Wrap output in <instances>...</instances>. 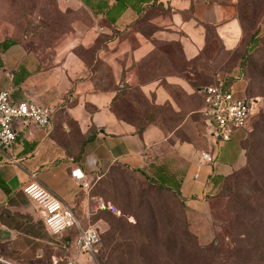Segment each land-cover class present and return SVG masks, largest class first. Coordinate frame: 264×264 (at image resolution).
I'll list each match as a JSON object with an SVG mask.
<instances>
[{
	"label": "crops",
	"instance_id": "0c3cea01",
	"mask_svg": "<svg viewBox=\"0 0 264 264\" xmlns=\"http://www.w3.org/2000/svg\"><path fill=\"white\" fill-rule=\"evenodd\" d=\"M238 1L61 0L60 9L83 10L96 26L82 31L75 24L73 33L41 54L18 42L0 52V91L54 111L51 127L32 132L10 149L0 147V264H46L48 251L49 264L69 260L81 264L75 235L49 232L40 206L26 190L46 192L89 222V194L80 189L79 182L91 180L99 169L112 164L139 169L171 188L178 187L192 224L190 231L197 236L213 231L214 197L225 179L245 164L244 137L237 135L226 144L212 145L214 162L202 164L201 152L189 142H172L171 135L165 136L155 126L139 134L136 126L118 118L112 108L117 92L95 88L93 71L78 48L88 50L95 45L99 34L93 32L97 29L101 34L131 32L132 41L109 38L104 46L92 50L93 63L101 60L115 73L123 72L122 60L138 63L148 58L155 42L177 43L190 62L208 44L209 28L223 48L232 51L243 34L236 17ZM147 12L152 13L147 20L151 30L134 31ZM23 37L11 31L5 34L0 27V43ZM115 44L117 48L112 50ZM167 82L185 86L176 77H168ZM146 87L157 88L159 82ZM234 90L241 97L240 90ZM74 137L84 143L78 145Z\"/></svg>",
	"mask_w": 264,
	"mask_h": 264
},
{
	"label": "rangeland",
	"instance_id": "374dc122",
	"mask_svg": "<svg viewBox=\"0 0 264 264\" xmlns=\"http://www.w3.org/2000/svg\"><path fill=\"white\" fill-rule=\"evenodd\" d=\"M60 1L0 0V27L5 34L11 31L17 37L24 36L18 43L41 54L73 33L75 24L79 23L82 31L96 26L83 10L60 9ZM152 13L144 14L133 30L149 32L147 20ZM236 17L243 34L232 51L225 50L209 30L208 44L190 62L177 43L155 42L151 55L143 61L122 60L121 73L111 71L101 60L93 63L94 48H101L109 38L132 41L131 32L101 34L97 29L93 32L99 34L96 44L88 50L78 48L93 71L95 88L117 92L113 109L118 118L138 128L155 126L165 136L171 135L170 141L189 142L201 154L212 155L214 144L200 114V89L226 82L240 90L241 96L257 98L251 122L256 136L254 156L248 163L250 136L241 141L245 164L214 197L212 232L200 236L191 232L193 236L184 204L175 192L162 190L141 174L112 164L91 178L89 221L99 232V242L92 255L79 254L81 264H264V0H239ZM111 47L114 50L117 44ZM168 77L184 80L185 86L167 82ZM156 81L159 87H146ZM74 140L78 145L82 141L80 137ZM105 217L113 219V224ZM116 226L122 233L118 240L122 247L110 257L108 246Z\"/></svg>",
	"mask_w": 264,
	"mask_h": 264
},
{
	"label": "built area",
	"instance_id": "2783aa9c",
	"mask_svg": "<svg viewBox=\"0 0 264 264\" xmlns=\"http://www.w3.org/2000/svg\"><path fill=\"white\" fill-rule=\"evenodd\" d=\"M201 110L208 139L214 145L232 141L237 135L244 139L251 132V122L257 105V98L237 96L233 85L226 87L223 82L204 86L200 89ZM54 111L33 101H17L8 91H0V147L10 149L34 131H45L52 125ZM201 163L210 164L215 157L210 153L201 154ZM92 181L87 178L79 182L80 189L89 194ZM26 193L40 206L43 224L53 235L73 233L78 254L92 255L99 242V232L89 222L79 219L71 208L62 205L44 191L36 188ZM67 264H77L69 260Z\"/></svg>",
	"mask_w": 264,
	"mask_h": 264
},
{
	"label": "trees",
	"instance_id": "16d2710c",
	"mask_svg": "<svg viewBox=\"0 0 264 264\" xmlns=\"http://www.w3.org/2000/svg\"><path fill=\"white\" fill-rule=\"evenodd\" d=\"M209 30H211L210 28H209ZM17 42L18 41H16V40H11V39H5L4 41H2L1 43H0V52L1 51H4V50H6L7 48H9L10 46H13V45H15V44H17ZM224 84V86H226V87H229V86H231L232 84H228V83H226V82H224L223 83ZM116 97H117V94H116V96H115V98H114V100H113V102H112V108H113V105H114V103H115V99H116ZM250 98V97H249ZM121 119V118H120ZM123 120V119H122ZM126 121V120H125ZM127 122V121H126ZM129 123V122H128ZM148 126H145V127H143V128H138V127H136L137 128V131H138V133L139 134H141L146 128H147ZM253 133V129L251 130V132L248 134V136L244 139V140H246L248 137H252V140L250 141V143L248 144V163H250L251 162V160H252V158H253V156H254V151H253V149H254V145H255V139H256V136H255V133L254 134H252ZM94 137V135L92 134V135H90V136H88L86 139H85V141H88V140H90V139H92ZM243 140V141H244ZM83 142V141H82ZM84 143V142H83ZM124 168H126V169H128L125 165H122ZM131 171L132 172H137V173H139V174H141L145 179H146V181L149 183V184H152V185H156L157 187H159V188H161L162 190H166V191H172V192H175L177 195H178V197H180V192H179V190H178V187H176V186H174L173 188H171L169 185H167V183L165 182V181H163V180H161V179H159V178H157V179H155V178H152V177H149L148 175H146L143 171H141V170H139V169H131ZM235 172V171H234ZM233 172V173H234ZM232 173V174H233ZM231 174V175H232ZM230 175V176H231ZM229 176V177H230ZM229 177H227L226 179H225V181H224V183L226 182V180L229 178ZM237 186V185H236ZM235 185H234V188L236 187ZM233 191V187L232 188H228V192L229 193H231ZM181 198V197H180ZM182 200V199H181ZM183 202V201H182ZM183 204H184V202H183ZM184 207H185V210H186V205L184 204ZM105 219L110 223V224H113V219H111L110 217L109 218H107V217H105ZM92 223H94V222H92ZM115 226V225H114ZM114 230H115V234H114V236H113V238H111L110 240H111V243L109 244V246H108V248H109V252H110V257L111 256H113V255H115L117 252H120V248L122 247V245L118 242V240L119 239H122V233L120 232L121 230H120V227L119 226H116V227H114ZM189 231V230H188ZM190 233H191V231H189ZM192 234V233H191ZM193 235V234H192ZM194 236V235H193ZM102 252H103V244H102V239H101V244H100V248H99V255L101 256V254H102ZM119 264H121V263H119Z\"/></svg>",
	"mask_w": 264,
	"mask_h": 264
}]
</instances>
